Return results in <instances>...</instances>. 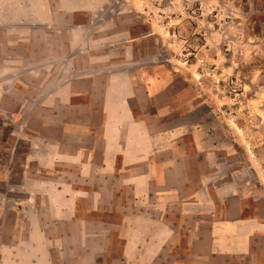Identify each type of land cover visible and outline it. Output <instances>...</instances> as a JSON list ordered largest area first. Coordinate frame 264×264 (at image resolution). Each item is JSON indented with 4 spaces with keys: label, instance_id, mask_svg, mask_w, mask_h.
Instances as JSON below:
<instances>
[{
    "label": "crops",
    "instance_id": "1",
    "mask_svg": "<svg viewBox=\"0 0 264 264\" xmlns=\"http://www.w3.org/2000/svg\"><path fill=\"white\" fill-rule=\"evenodd\" d=\"M135 4L0 0L1 57L30 61L66 115L38 158L64 179L17 202L30 212L0 230V264H264V202L221 143L231 130L202 116L189 72L152 55Z\"/></svg>",
    "mask_w": 264,
    "mask_h": 264
},
{
    "label": "rangeland",
    "instance_id": "2",
    "mask_svg": "<svg viewBox=\"0 0 264 264\" xmlns=\"http://www.w3.org/2000/svg\"><path fill=\"white\" fill-rule=\"evenodd\" d=\"M135 1L137 23L146 19L152 25V55L168 58L195 78L202 102L207 103L202 116L219 124L222 139L223 126L226 135L229 126L231 140L226 137L221 143L241 152L240 166L249 167L241 182L264 202V0ZM22 58L10 62L14 58L7 60L0 53V230L4 231L23 228L21 217L30 210L17 202L35 193L31 184L64 179L58 171L55 176L45 174L54 166L47 167L38 158L47 157L49 137L63 135L58 123L65 112L58 109V96L55 103L53 96L49 98L48 80L33 78L37 68Z\"/></svg>",
    "mask_w": 264,
    "mask_h": 264
}]
</instances>
